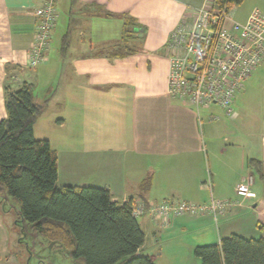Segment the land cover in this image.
I'll use <instances>...</instances> for the list:
<instances>
[{
    "label": "crops",
    "instance_id": "crops-1",
    "mask_svg": "<svg viewBox=\"0 0 264 264\" xmlns=\"http://www.w3.org/2000/svg\"><path fill=\"white\" fill-rule=\"evenodd\" d=\"M44 1L0 0V121L6 87L32 85L43 106L33 136L56 154V186L103 188L118 205L236 203L215 218H175L166 229L147 213L137 218L144 234L137 255L154 264H201L196 246L231 235L264 239V62L235 97L231 117L214 106L197 114L166 93L164 46L204 0H57L46 61L30 68L32 13ZM253 10L264 16V0L234 6L227 27L245 23ZM249 161L259 163L261 176ZM249 176L256 198L242 200L235 188Z\"/></svg>",
    "mask_w": 264,
    "mask_h": 264
},
{
    "label": "trees",
    "instance_id": "trees-1",
    "mask_svg": "<svg viewBox=\"0 0 264 264\" xmlns=\"http://www.w3.org/2000/svg\"><path fill=\"white\" fill-rule=\"evenodd\" d=\"M243 1L214 0V4L232 9ZM66 48L67 37L61 52ZM42 109L33 100L32 85L6 87V118L0 121V190L18 204L19 222L81 264H154L137 255L144 234L132 215L133 199L118 205L103 188L56 186V154L47 140L33 136ZM248 166L261 176L258 162L249 161ZM149 184L142 183L140 191H147ZM194 256L201 264H264V239L231 235L219 244L196 246Z\"/></svg>",
    "mask_w": 264,
    "mask_h": 264
},
{
    "label": "built area",
    "instance_id": "built-area-1",
    "mask_svg": "<svg viewBox=\"0 0 264 264\" xmlns=\"http://www.w3.org/2000/svg\"><path fill=\"white\" fill-rule=\"evenodd\" d=\"M56 2L45 0L32 13L34 35L26 53L30 68L46 61L57 20ZM230 13L226 6L219 9L214 0H204L200 8L180 20L164 46L169 61L166 93L197 114L216 106L225 117H231L235 97L264 62V16L253 10L245 23L231 22L227 27ZM252 185L249 176L236 186L235 194L242 200L255 199ZM235 204L211 201L208 205H195L169 199L146 207L139 202L135 203L132 215L139 218L147 213L158 228L166 229L175 218L199 214L215 218Z\"/></svg>",
    "mask_w": 264,
    "mask_h": 264
},
{
    "label": "rangeland",
    "instance_id": "rangeland-1",
    "mask_svg": "<svg viewBox=\"0 0 264 264\" xmlns=\"http://www.w3.org/2000/svg\"><path fill=\"white\" fill-rule=\"evenodd\" d=\"M133 45L135 50H144ZM262 194L260 189L258 196ZM18 213V204L0 190V264H81L57 244L33 233L28 224L19 222Z\"/></svg>",
    "mask_w": 264,
    "mask_h": 264
}]
</instances>
